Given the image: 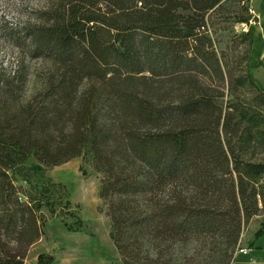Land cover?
Masks as SVG:
<instances>
[{
	"label": "trees",
	"instance_id": "obj_1",
	"mask_svg": "<svg viewBox=\"0 0 264 264\" xmlns=\"http://www.w3.org/2000/svg\"><path fill=\"white\" fill-rule=\"evenodd\" d=\"M223 2L46 0L32 20L0 26L23 56L0 73V264H25L42 237L10 171L87 148L123 264H197L174 256L201 239L202 261L231 264L264 197V100L238 97L246 78L232 86L218 58L208 18ZM26 59L51 63L29 100Z\"/></svg>",
	"mask_w": 264,
	"mask_h": 264
},
{
	"label": "rangeland",
	"instance_id": "obj_2",
	"mask_svg": "<svg viewBox=\"0 0 264 264\" xmlns=\"http://www.w3.org/2000/svg\"><path fill=\"white\" fill-rule=\"evenodd\" d=\"M46 5V0H0V26L5 22L12 25L32 20L33 11L45 9ZM216 14L208 18V26L218 58L228 79H232V86L240 77L247 80L244 86L234 88L237 96L248 102L263 101L264 0H224ZM1 36L0 33V73L4 70L2 68L8 72L16 70L23 56ZM26 63L29 75L24 98L29 100L45 86L51 63L28 59ZM88 85L85 82L81 90ZM231 99L233 97H226L221 102ZM254 105L264 113V105ZM10 176L19 190L21 202L34 207L42 236L53 233L58 236L55 242L58 243L63 239L60 234H67L71 245L68 249L58 243L61 248L58 253H64V248L66 255L78 264H88L87 260L90 264H123L115 244L109 202L100 196L106 176L96 169L89 148L81 156L55 167H47L31 155L15 165ZM257 183L264 188V175ZM204 242L202 239L193 240L179 246L175 261L183 263L187 257H194L195 263L206 264V260H201L204 258L205 249L201 252ZM195 251L201 256H191ZM36 257L30 258L28 263L26 258L25 264H36ZM39 257L40 264L52 260L51 256ZM231 264H264V197L259 198V212L245 227Z\"/></svg>",
	"mask_w": 264,
	"mask_h": 264
},
{
	"label": "crops",
	"instance_id": "obj_3",
	"mask_svg": "<svg viewBox=\"0 0 264 264\" xmlns=\"http://www.w3.org/2000/svg\"><path fill=\"white\" fill-rule=\"evenodd\" d=\"M58 236H55L53 233H49L46 235H43L41 237V239L32 245L31 250L29 252L28 258H27V263L30 261V258H33V256H37L36 257V264H40L39 263V256H51L52 260L48 263V264H78L76 262H74L73 258L71 256H67L66 255V251H63V249L71 245L69 244V240L67 238V234L64 236L63 234H60V237H62L63 239H61L60 245L64 246V248H62V252L64 253H58V250H61V248H58V243H55ZM56 252V253H55ZM89 256H86V258ZM89 259H93L90 258ZM86 262H88V264H90V261L87 260ZM33 263V262H32Z\"/></svg>",
	"mask_w": 264,
	"mask_h": 264
},
{
	"label": "built area",
	"instance_id": "obj_4",
	"mask_svg": "<svg viewBox=\"0 0 264 264\" xmlns=\"http://www.w3.org/2000/svg\"><path fill=\"white\" fill-rule=\"evenodd\" d=\"M241 252H242L244 255H246V254H247V252H246V251H244V250H241Z\"/></svg>",
	"mask_w": 264,
	"mask_h": 264
}]
</instances>
